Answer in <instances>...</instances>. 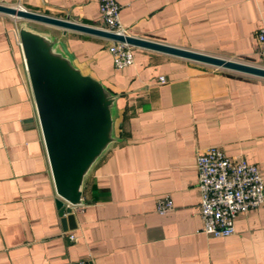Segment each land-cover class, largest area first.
<instances>
[{"label": "crops", "instance_id": "crops-1", "mask_svg": "<svg viewBox=\"0 0 264 264\" xmlns=\"http://www.w3.org/2000/svg\"><path fill=\"white\" fill-rule=\"evenodd\" d=\"M116 1L125 35L264 68V0ZM0 5L105 28L99 0ZM24 21L0 13V264H264V205L240 215L234 235L208 237L196 168L198 154L216 146L264 177V78L140 47L119 70L113 41L29 21L114 97L112 141L69 223L21 45ZM167 197L174 209L160 215Z\"/></svg>", "mask_w": 264, "mask_h": 264}, {"label": "water", "instance_id": "water-1", "mask_svg": "<svg viewBox=\"0 0 264 264\" xmlns=\"http://www.w3.org/2000/svg\"><path fill=\"white\" fill-rule=\"evenodd\" d=\"M0 13L264 78L261 67L117 35L15 7L0 5ZM20 40L57 193L62 199L58 206L62 216L69 215L64 221L70 223L73 219L70 206L82 203L86 174L112 141L114 97L100 82L82 75L55 50L57 39L22 28Z\"/></svg>", "mask_w": 264, "mask_h": 264}, {"label": "built area", "instance_id": "built-area-1", "mask_svg": "<svg viewBox=\"0 0 264 264\" xmlns=\"http://www.w3.org/2000/svg\"><path fill=\"white\" fill-rule=\"evenodd\" d=\"M105 28L125 35L120 21L121 6L116 0H99ZM259 55L264 59V26L258 33ZM116 69L134 64L133 46L113 41L109 47ZM165 83V78H160ZM198 189L201 197L203 233L208 237H229L235 234L236 219L264 205V177L261 169L244 157H230L220 147H209L197 156ZM174 209L169 197L157 203V213L165 215ZM72 241L76 237H71Z\"/></svg>", "mask_w": 264, "mask_h": 264}, {"label": "rangeland", "instance_id": "rangeland-1", "mask_svg": "<svg viewBox=\"0 0 264 264\" xmlns=\"http://www.w3.org/2000/svg\"><path fill=\"white\" fill-rule=\"evenodd\" d=\"M22 21H24V20H22ZM28 23H29V21H24V22H22V24H21V26H20V30L22 29V28H27V29H31L30 27H28L27 25H28ZM32 30V29H31Z\"/></svg>", "mask_w": 264, "mask_h": 264}]
</instances>
